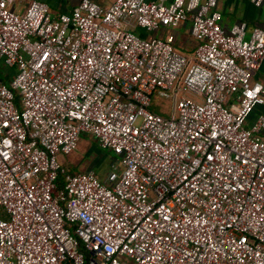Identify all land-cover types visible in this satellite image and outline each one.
Masks as SVG:
<instances>
[{"label":"built area","instance_id":"built-area-1","mask_svg":"<svg viewBox=\"0 0 264 264\" xmlns=\"http://www.w3.org/2000/svg\"><path fill=\"white\" fill-rule=\"evenodd\" d=\"M184 20L187 55L135 31ZM220 20L216 0H0V264H264V29ZM81 134L108 183L59 164Z\"/></svg>","mask_w":264,"mask_h":264},{"label":"crops","instance_id":"crops-1","mask_svg":"<svg viewBox=\"0 0 264 264\" xmlns=\"http://www.w3.org/2000/svg\"><path fill=\"white\" fill-rule=\"evenodd\" d=\"M46 3L48 11L51 15L66 12L75 6L79 0H40ZM102 7L108 6L113 0H93ZM168 3L171 0H162ZM16 11H21L23 3L14 2L12 4ZM216 8L221 13L220 23L224 29H227L233 23L245 21L247 27L259 26L264 29V0L259 5H254L251 0H216ZM142 36H158L163 37L170 33L173 36V44L176 40L180 41L181 49L190 52L197 43L196 38L190 33V25L188 20L179 22L175 27H162L156 31L145 33L136 28ZM97 158V157H96ZM105 173V172H104ZM104 178L101 180L107 183Z\"/></svg>","mask_w":264,"mask_h":264},{"label":"rangeland","instance_id":"rangeland-1","mask_svg":"<svg viewBox=\"0 0 264 264\" xmlns=\"http://www.w3.org/2000/svg\"><path fill=\"white\" fill-rule=\"evenodd\" d=\"M172 46L178 53L183 55L188 54L184 49H181L179 40H176ZM0 70L3 73V69L0 68ZM5 70H10V68ZM150 102L151 110L163 116L168 115L171 111L172 99L170 96L164 97L157 95L154 90L150 95ZM258 111L259 109H254L249 118ZM114 158L115 156L112 153L106 149L99 148L90 134H81L74 149L65 155L57 156L59 164L69 170L81 171L91 169L100 179L104 178L106 174L105 180H107V183L119 173Z\"/></svg>","mask_w":264,"mask_h":264},{"label":"trees","instance_id":"trees-1","mask_svg":"<svg viewBox=\"0 0 264 264\" xmlns=\"http://www.w3.org/2000/svg\"><path fill=\"white\" fill-rule=\"evenodd\" d=\"M0 75H1V70H0ZM4 80H6V77L4 78ZM60 177H61V176H60V175H58V179H60Z\"/></svg>","mask_w":264,"mask_h":264}]
</instances>
